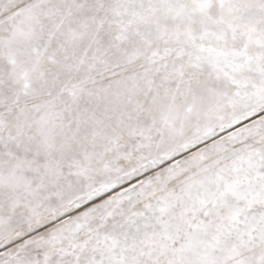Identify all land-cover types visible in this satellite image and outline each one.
<instances>
[{"label": "snow or ice", "instance_id": "snow-or-ice-1", "mask_svg": "<svg viewBox=\"0 0 264 264\" xmlns=\"http://www.w3.org/2000/svg\"><path fill=\"white\" fill-rule=\"evenodd\" d=\"M0 264H264V0H0Z\"/></svg>", "mask_w": 264, "mask_h": 264}]
</instances>
